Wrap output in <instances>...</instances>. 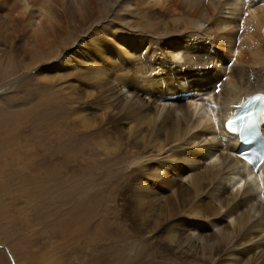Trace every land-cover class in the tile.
I'll use <instances>...</instances> for the list:
<instances>
[{
    "label": "bare ground",
    "instance_id": "1",
    "mask_svg": "<svg viewBox=\"0 0 264 264\" xmlns=\"http://www.w3.org/2000/svg\"><path fill=\"white\" fill-rule=\"evenodd\" d=\"M65 2L0 0V7L8 17L6 24H13L16 33L28 34L27 45L51 48L60 38L57 30L63 27ZM72 4L77 16L84 18V10H92V18L105 26L81 39L73 37L79 29L70 32L63 27L61 43H68L64 39L68 33L77 43L71 57L59 58L58 52V70L82 62L85 70L75 73L79 80L95 86L118 84L131 96L136 87L157 93L156 101L150 102L136 90L137 99L125 97L120 106L119 122L127 124L118 128L115 146L129 154L122 163L131 171L122 196L131 193L138 213L145 215L147 208L151 214V230L164 234L168 245L195 252L199 264H264V162L255 170L235 156L238 141L225 130L227 118L246 97L264 94V1L254 5L241 0H72ZM113 12L118 16L115 25L109 24ZM131 13L135 15L129 21ZM230 61L234 65L228 67ZM179 73H184L181 82ZM187 92L197 95L186 103L172 99ZM72 112L73 120L86 127L82 109ZM164 169L168 171L159 183L151 184L150 178L158 179ZM216 225L222 226L220 231L209 232Z\"/></svg>",
    "mask_w": 264,
    "mask_h": 264
},
{
    "label": "rangeland",
    "instance_id": "2",
    "mask_svg": "<svg viewBox=\"0 0 264 264\" xmlns=\"http://www.w3.org/2000/svg\"><path fill=\"white\" fill-rule=\"evenodd\" d=\"M65 3L61 10L65 17L60 22L67 31L79 29L74 39L105 26L104 21L92 18V10L85 9L84 18H80L72 0ZM96 7L100 8L101 2ZM2 9L0 264L201 263L195 252L178 244L168 245L164 234L151 230V214L147 208L145 215L138 213L131 193L122 196L131 176L123 164L125 154H129L117 149L115 143L120 139L118 128L127 124L125 120L119 122V109L131 95L118 84L102 82L95 86L79 80L75 73L85 70L82 62L59 71L58 52L59 58L70 56L77 43L70 39L72 33L64 35L65 45L61 43L63 27L57 30L60 38L51 48L27 45L28 34L16 33L13 24H6L8 17ZM134 15L131 13L128 20ZM116 19L113 12L109 24L115 25ZM205 52L215 55L212 50ZM230 62L228 67L234 65ZM182 74H178L180 82ZM136 90L141 99L156 101L157 93L148 94L139 87ZM135 93L133 101L137 99ZM74 109H82L86 127L73 120ZM106 131L110 135H105ZM166 171L157 175L158 179L150 178L151 184H158ZM181 178L176 180L187 185ZM221 228L216 225L209 232L217 233Z\"/></svg>",
    "mask_w": 264,
    "mask_h": 264
}]
</instances>
